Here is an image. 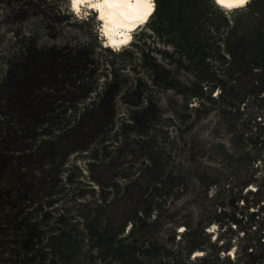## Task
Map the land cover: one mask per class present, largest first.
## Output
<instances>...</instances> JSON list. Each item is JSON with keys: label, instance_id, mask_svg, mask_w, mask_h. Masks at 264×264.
<instances>
[{"label": "trees", "instance_id": "1", "mask_svg": "<svg viewBox=\"0 0 264 264\" xmlns=\"http://www.w3.org/2000/svg\"><path fill=\"white\" fill-rule=\"evenodd\" d=\"M65 2L0 0V264H264V0H156L119 53Z\"/></svg>", "mask_w": 264, "mask_h": 264}, {"label": "clouds", "instance_id": "2", "mask_svg": "<svg viewBox=\"0 0 264 264\" xmlns=\"http://www.w3.org/2000/svg\"><path fill=\"white\" fill-rule=\"evenodd\" d=\"M216 8L231 17L234 12L245 11L251 0H210ZM156 0H67L66 14L73 22L88 21L93 13L95 20L91 30L100 45L119 53L133 40V32L146 24L156 11ZM61 12H65L62 3Z\"/></svg>", "mask_w": 264, "mask_h": 264}, {"label": "rangeland", "instance_id": "3", "mask_svg": "<svg viewBox=\"0 0 264 264\" xmlns=\"http://www.w3.org/2000/svg\"><path fill=\"white\" fill-rule=\"evenodd\" d=\"M65 4L67 5V0H66ZM91 17H93V19L95 20V13H93ZM138 27H137V29H138ZM137 29H136V31H137ZM135 32H133V34H132L133 40L135 39ZM1 41L2 40H0V42ZM184 75H185V73H183V76ZM170 94H171L170 92L160 91L156 95L158 100H159V104H160L161 108L164 109V111L168 109L169 105H168L167 98H168V96H170ZM122 110L124 111L125 108L123 107ZM213 126H214V118H213V116H210L209 118L202 121L194 130H192V132H190V135L192 137H199L200 140L203 142H210L213 139V136L211 134Z\"/></svg>", "mask_w": 264, "mask_h": 264}, {"label": "bare ground", "instance_id": "4", "mask_svg": "<svg viewBox=\"0 0 264 264\" xmlns=\"http://www.w3.org/2000/svg\"><path fill=\"white\" fill-rule=\"evenodd\" d=\"M150 17V16H149ZM149 19V18H148ZM140 26V25H139Z\"/></svg>", "mask_w": 264, "mask_h": 264}]
</instances>
